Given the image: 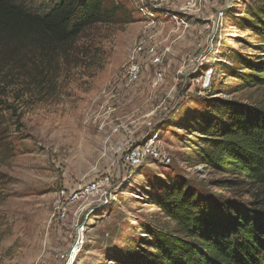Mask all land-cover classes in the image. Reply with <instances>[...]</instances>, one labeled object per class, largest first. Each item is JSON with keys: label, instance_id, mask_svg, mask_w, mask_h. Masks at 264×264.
Here are the masks:
<instances>
[{"label": "rangeland", "instance_id": "obj_1", "mask_svg": "<svg viewBox=\"0 0 264 264\" xmlns=\"http://www.w3.org/2000/svg\"><path fill=\"white\" fill-rule=\"evenodd\" d=\"M187 1L106 0L111 16L50 61L45 81L13 74L0 95L17 115L5 110L0 125V264H63L58 255L71 244L76 223L85 225V244L73 264H130L148 250L147 229H173L152 202L169 183L185 184L208 204L251 200L247 182L198 164L197 134L188 128L212 104V84L214 99L264 107V86L244 87L222 63L236 64L231 51L258 54L259 39L243 18L261 0H199L186 13ZM43 4L26 2L35 11ZM139 37L156 47L161 62L141 59L140 80L126 87ZM209 69L210 86L203 88ZM159 70L162 79L152 89ZM153 136L171 163L148 159L128 170L127 150ZM225 180L241 182L220 187ZM92 184L66 221L53 220L59 191Z\"/></svg>", "mask_w": 264, "mask_h": 264}, {"label": "trees", "instance_id": "obj_2", "mask_svg": "<svg viewBox=\"0 0 264 264\" xmlns=\"http://www.w3.org/2000/svg\"><path fill=\"white\" fill-rule=\"evenodd\" d=\"M28 1L0 0V95L16 71L29 82L45 81L48 63L71 49L78 37L112 14L106 0H44L38 11ZM43 9V11H40ZM259 39L258 54L241 55L234 66L222 62L244 87L264 86V0L243 18ZM188 128L196 133L198 164L237 176L253 187L251 200H199L181 182L164 185L153 199L173 229H147L146 250L130 264H264V107L214 99ZM16 110L0 102L2 113ZM241 181L225 180L236 188Z\"/></svg>", "mask_w": 264, "mask_h": 264}, {"label": "built area", "instance_id": "obj_3", "mask_svg": "<svg viewBox=\"0 0 264 264\" xmlns=\"http://www.w3.org/2000/svg\"><path fill=\"white\" fill-rule=\"evenodd\" d=\"M197 6H199V0H188L186 13L191 10L196 11ZM224 13L220 11L217 15V19L222 17ZM147 57L151 60V63L155 66L160 64V57L157 54L156 47L152 44L146 43L145 38L139 37L130 49L129 61L125 73V86L131 87L135 85L141 78L143 72V64L141 59ZM213 73L212 69L203 71V76L201 79L202 87L207 88L210 86V77ZM162 79V72L156 71L153 76V81L150 84L152 89L158 86V83ZM148 159L159 162L163 165H168L171 163L172 158L168 153H165L162 147L159 145L156 137H150L145 140L141 145L128 149L123 157V163L128 170L136 169L141 166ZM95 184L86 186L82 191H75L66 195V193L61 190L55 197L54 200V213L53 220L58 223L64 222L68 219L72 207L79 201L84 199V197L94 191ZM79 220V219H78ZM71 244L69 245L67 251L64 254L58 255L59 261L63 264H73L74 260L82 251L85 244V225L83 223H76L74 234L71 236Z\"/></svg>", "mask_w": 264, "mask_h": 264}]
</instances>
